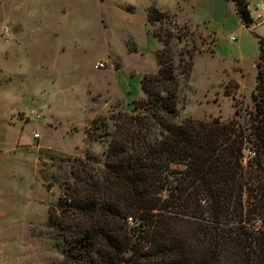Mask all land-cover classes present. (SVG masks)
I'll return each mask as SVG.
<instances>
[{
	"label": "rangeland",
	"instance_id": "1",
	"mask_svg": "<svg viewBox=\"0 0 264 264\" xmlns=\"http://www.w3.org/2000/svg\"><path fill=\"white\" fill-rule=\"evenodd\" d=\"M245 1L251 18L264 5ZM235 11L233 0H0V264H67L62 228L79 215L65 198L101 182L112 140L138 129L160 52L179 85L177 123L249 125L264 19L246 27ZM254 157L247 145L246 168Z\"/></svg>",
	"mask_w": 264,
	"mask_h": 264
},
{
	"label": "trees",
	"instance_id": "2",
	"mask_svg": "<svg viewBox=\"0 0 264 264\" xmlns=\"http://www.w3.org/2000/svg\"><path fill=\"white\" fill-rule=\"evenodd\" d=\"M233 1L250 27L248 3ZM165 15L149 10L153 22ZM168 55L141 81L149 98L134 108L138 129L112 140L101 182L65 198L79 215L62 228L67 264H264V42L253 111L240 129L218 118L175 121L179 85Z\"/></svg>",
	"mask_w": 264,
	"mask_h": 264
},
{
	"label": "crops",
	"instance_id": "3",
	"mask_svg": "<svg viewBox=\"0 0 264 264\" xmlns=\"http://www.w3.org/2000/svg\"><path fill=\"white\" fill-rule=\"evenodd\" d=\"M236 12V11H235ZM264 42V41H263ZM3 146L4 145H0V153H2V152H4L3 151ZM21 147H22V144H21V142L20 141H18V142H16L15 144H13V145H11L10 146V153L11 152H14L15 150L16 151H18V149L20 150L21 149ZM4 173H6L5 171H4V168H0V178H2V176L4 175ZM0 208L2 209V205L0 204ZM12 210H15V209H12ZM5 215H6V213H3V211L2 210H0V217L1 218H3V217H5ZM0 218V219H1ZM5 225V223L4 222H2L1 220H0V236L2 235V227ZM6 233V232H5Z\"/></svg>",
	"mask_w": 264,
	"mask_h": 264
},
{
	"label": "built area",
	"instance_id": "4",
	"mask_svg": "<svg viewBox=\"0 0 264 264\" xmlns=\"http://www.w3.org/2000/svg\"><path fill=\"white\" fill-rule=\"evenodd\" d=\"M254 12L255 13L252 17L254 21L259 22V21H262L264 19V5L263 4H260V3L256 4L254 6ZM103 67H104L103 63L97 64V68H103ZM34 136H35V138L39 137L38 134H35Z\"/></svg>",
	"mask_w": 264,
	"mask_h": 264
}]
</instances>
